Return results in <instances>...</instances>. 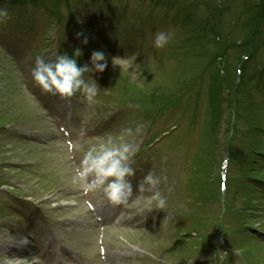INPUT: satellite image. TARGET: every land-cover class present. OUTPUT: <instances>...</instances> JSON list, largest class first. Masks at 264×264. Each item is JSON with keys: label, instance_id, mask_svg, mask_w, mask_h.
<instances>
[{"label": "rangeland", "instance_id": "rangeland-1", "mask_svg": "<svg viewBox=\"0 0 264 264\" xmlns=\"http://www.w3.org/2000/svg\"><path fill=\"white\" fill-rule=\"evenodd\" d=\"M258 2L60 0L56 8L51 0H34L25 9L3 7L10 18L0 22V184L6 182L0 264H31L33 255L42 264H102V236L106 264H212V258L213 264H264V183L254 180H264V164L251 159L262 150L264 157V23L254 38L259 47L248 51L244 44ZM73 27L95 45L83 54L90 68L94 50L107 59L103 72L82 74L99 87L92 101L79 91L72 97L46 92L32 76L36 57L54 63L57 46L76 59ZM123 27L143 29L144 45L135 46L136 37ZM158 30L171 34L160 49L153 46ZM231 42L244 47L225 49ZM125 128L132 130L124 133L133 144L134 171L126 178L132 195L118 209L119 223L96 225L89 206L102 209L108 199L102 187L85 190L73 177L92 144ZM227 154L223 193L219 177ZM149 171L167 177L159 186L167 210L145 206L150 191L146 185L141 193L139 185ZM242 209L251 218L240 215ZM167 211L171 219L163 222ZM8 241L24 244L29 254L12 260Z\"/></svg>", "mask_w": 264, "mask_h": 264}, {"label": "clouds", "instance_id": "clouds-1", "mask_svg": "<svg viewBox=\"0 0 264 264\" xmlns=\"http://www.w3.org/2000/svg\"><path fill=\"white\" fill-rule=\"evenodd\" d=\"M9 18V11L0 7V22H5ZM80 35L82 33L78 32L77 36ZM170 39V33L158 30L154 35L153 46L157 49L163 48ZM83 42L87 43V37L84 38ZM76 55H80L79 50H77ZM91 61L93 67L89 68L87 64L78 66L76 59L67 54L59 55L54 63H45L40 56H37L35 67L31 70L32 76L46 92H52L54 95L58 93L61 97H72L74 93L79 91L83 93L86 101H92L99 87L95 80L86 82L82 78V74L86 71L103 72L107 66V59L102 50H94L91 54ZM143 127L144 124L140 123L136 129L137 132H140ZM131 131V129L125 128L118 136L108 134L104 142L92 144L83 155L81 167L73 177L74 182L80 183L88 191L102 187L104 194L111 203L128 204V199L132 195V186L126 178L131 176L134 171L129 166V161L134 153L133 144L125 138L124 133L130 134ZM90 174L94 176L91 181L88 180ZM109 177L113 179L109 180ZM162 180L167 181V177L162 173L157 175L154 171H149L139 185L141 193L145 191L146 185L150 191V195L143 197L148 209L167 210V197L162 188L159 187ZM106 181L107 183H105ZM167 190L170 192L171 186ZM170 219L171 216L168 212L163 222ZM219 252L221 255L218 260L222 261L225 252ZM31 264H42L40 256L33 255ZM188 264H192V261H188Z\"/></svg>", "mask_w": 264, "mask_h": 264}, {"label": "trees", "instance_id": "trees-1", "mask_svg": "<svg viewBox=\"0 0 264 264\" xmlns=\"http://www.w3.org/2000/svg\"><path fill=\"white\" fill-rule=\"evenodd\" d=\"M18 2H22L24 3L25 0H9V3L10 5H17ZM3 3V0H0V4ZM255 23H253V26L252 28H250V37H247L245 40H244V44H250V46L252 44H254V38H256L259 34V31H260V25L261 23H264V0H259V2L257 3L256 5V13H255ZM218 35V34H217ZM252 38V39H251ZM234 43L235 45V42H231L230 44H228L226 48H229L230 45H232ZM237 45V44H236ZM244 47V46H243ZM241 53V52H240ZM239 59V58H238ZM237 60V58H236ZM245 73V71H244ZM244 75V74H243ZM246 75V74H245ZM244 77V76H243Z\"/></svg>", "mask_w": 264, "mask_h": 264}, {"label": "bare ground", "instance_id": "bare-ground-1", "mask_svg": "<svg viewBox=\"0 0 264 264\" xmlns=\"http://www.w3.org/2000/svg\"><path fill=\"white\" fill-rule=\"evenodd\" d=\"M5 243H7L6 245H8V248H7V256H10V258L13 260V259H15L14 261H16V260H20L21 259V257H23V256H25L26 254H29L28 253V250H26L27 251V253H25V252H23V248L25 249V246H24V244H22V243H16V244H11V242L10 241H8V242H5ZM4 243V244H5ZM10 244V245H9ZM11 250V251H10ZM22 251V252H21ZM21 262V261H20ZM24 262V261H23Z\"/></svg>", "mask_w": 264, "mask_h": 264}]
</instances>
